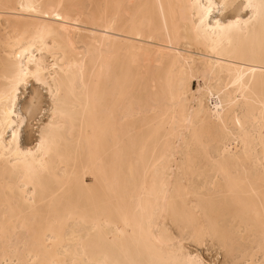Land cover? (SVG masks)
Returning <instances> with one entry per match:
<instances>
[{
  "label": "bare ground",
  "instance_id": "bare-ground-1",
  "mask_svg": "<svg viewBox=\"0 0 264 264\" xmlns=\"http://www.w3.org/2000/svg\"><path fill=\"white\" fill-rule=\"evenodd\" d=\"M214 7L0 0V264H207L184 234L264 264V0ZM27 79L49 87L33 148L13 117Z\"/></svg>",
  "mask_w": 264,
  "mask_h": 264
},
{
  "label": "rangeland",
  "instance_id": "rangeland-1",
  "mask_svg": "<svg viewBox=\"0 0 264 264\" xmlns=\"http://www.w3.org/2000/svg\"><path fill=\"white\" fill-rule=\"evenodd\" d=\"M85 1V2H83ZM215 3V7L212 11L211 16L214 18H218L220 20H223V18H230L231 16L235 15V14H239L241 17H246L247 16V10H240V6L241 3L243 2V0H235L234 3L232 4V7H230L229 9H223V2L222 0H213ZM222 2V3H220ZM82 3L84 5H87V0H82ZM239 12V13H238ZM5 13V11L3 12ZM2 23V20L0 21ZM70 23V22H68ZM76 22H71L70 25H75ZM2 24H0L1 26ZM82 25V24H81ZM80 25V26H81ZM76 26L78 27V23H76ZM79 26V27H80ZM4 28V25L1 26V28ZM86 25L83 26V28L85 29ZM0 28V44L2 42V44L0 45V56H1V60L3 61L6 57L7 54V49L4 48L3 49V41H5L6 36H10L9 32L4 33L6 30L1 29ZM82 28V26H81ZM82 28V29H83ZM89 29H92L88 26ZM5 30V31H4ZM87 30V28H86ZM97 30V29H96ZM3 31V32H2ZM99 31V30H98ZM84 34H87V32H83ZM9 34V35H8ZM79 45L78 47H76L77 49H81V45L79 43L76 44V46ZM2 49V50H1ZM6 49V50H5ZM192 52V51H191ZM195 53V51H194ZM4 54V55H3ZM41 57H43V60L46 64V67L51 66V64L53 63V59L51 58V56H49V54H45L42 53L40 55ZM5 57V58H4ZM1 62V61H0ZM59 64V61L58 63ZM50 69V67L48 68ZM50 71V70H49ZM47 80L48 85L50 86V88H52V85L50 83V81ZM199 83H201V81L199 80ZM198 82L196 80L193 81L192 83V92H195L196 86H197ZM48 86L41 84L40 82H35L32 79H27L26 83H24V86L21 85L19 87V90L17 92V99H16V103L14 106V113L13 117L15 118L16 114L21 117L23 119L21 126L18 128V142L20 144V146L22 147H26V148H33L34 145L36 144V140H37V135H38V131L39 128L42 124L46 123L50 117V112H49V108H50V99H49V95H48ZM196 93L194 94V97ZM16 127V123L12 124L10 126V128H7L4 133H3V138L2 141L8 143L9 139L11 138V133L13 130H15ZM195 179V178H194ZM200 177L197 179H195V183H200L199 181ZM201 180V179H200ZM87 182H89V180L87 179ZM202 183V180H201ZM200 183V184H201ZM199 185V184H198ZM224 222V220H223ZM226 223V222H225ZM228 224V223H227ZM164 225L166 226L167 230L172 234V236L177 238V230L176 228L171 225L170 220L166 219L164 221ZM189 236L188 235H183L180 239L179 242L181 243L182 247L184 248L185 251L189 252L190 254L193 255H197L199 256L205 263L207 264H232V263H236L239 260L238 255L242 254V245L244 246V244H242L241 246H238L236 244H233L232 247L235 246V249H237V253H239L237 255L236 251L233 250L234 248L232 247H227L228 249H230L232 251V253H230L228 250H224L223 247H221L215 238L213 240H209L212 238H206L204 237V241L200 244H196L194 242L191 241V239H188ZM223 249H221L219 246ZM237 247H240L237 248ZM226 248V249H227ZM242 249V250H241ZM241 252H240V251ZM228 251V252H226ZM235 251V252H233ZM233 255V256H232ZM230 256V257H229ZM234 257V258H233ZM238 260L236 262H234L237 258ZM235 259V260H233ZM233 261V262H231ZM241 262V259L239 260ZM238 261L239 264L240 262ZM1 264H15V260H11V261H1Z\"/></svg>",
  "mask_w": 264,
  "mask_h": 264
},
{
  "label": "snow or ice",
  "instance_id": "snow-or-ice-1",
  "mask_svg": "<svg viewBox=\"0 0 264 264\" xmlns=\"http://www.w3.org/2000/svg\"><path fill=\"white\" fill-rule=\"evenodd\" d=\"M245 7H246V8H252V7H254V6L251 5V4H246ZM237 22H238V21H237ZM229 27H231V24L229 25Z\"/></svg>",
  "mask_w": 264,
  "mask_h": 264
}]
</instances>
